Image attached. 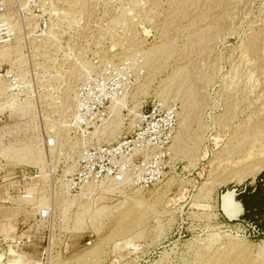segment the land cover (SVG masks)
Instances as JSON below:
<instances>
[{
  "label": "rangeland",
  "instance_id": "1",
  "mask_svg": "<svg viewBox=\"0 0 264 264\" xmlns=\"http://www.w3.org/2000/svg\"><path fill=\"white\" fill-rule=\"evenodd\" d=\"M100 82L122 94L82 141ZM153 109L161 154L81 187L84 151ZM263 161L264 0H0V264H264Z\"/></svg>",
  "mask_w": 264,
  "mask_h": 264
},
{
  "label": "built area",
  "instance_id": "2",
  "mask_svg": "<svg viewBox=\"0 0 264 264\" xmlns=\"http://www.w3.org/2000/svg\"><path fill=\"white\" fill-rule=\"evenodd\" d=\"M122 91L119 87H109L100 82L95 90H81L74 95V117L72 129L79 140L91 135L97 125L103 126L111 116ZM134 129V138L124 137L114 144H99L83 153L84 164L78 174L81 187L95 185L107 186L110 183L122 184L132 168V159H139L149 154H161L164 149L166 125L155 119L156 110L140 113ZM106 125V124H105ZM145 161L141 163L143 166ZM140 166V165H139Z\"/></svg>",
  "mask_w": 264,
  "mask_h": 264
},
{
  "label": "bare ground",
  "instance_id": "3",
  "mask_svg": "<svg viewBox=\"0 0 264 264\" xmlns=\"http://www.w3.org/2000/svg\"><path fill=\"white\" fill-rule=\"evenodd\" d=\"M234 192H235L234 190H230L224 193L221 197V202H220L222 211L224 212L226 217L232 221L238 220L244 214L240 201H238L235 198V194L237 192L236 193Z\"/></svg>",
  "mask_w": 264,
  "mask_h": 264
},
{
  "label": "trees",
  "instance_id": "4",
  "mask_svg": "<svg viewBox=\"0 0 264 264\" xmlns=\"http://www.w3.org/2000/svg\"><path fill=\"white\" fill-rule=\"evenodd\" d=\"M261 185H262V178L259 177L255 189H253V187L249 185H246V188L242 190L238 195L237 200H239L244 207V211H245L243 215L244 217H248L249 214H251L254 207L253 198L259 195ZM251 195L253 196V198H251Z\"/></svg>",
  "mask_w": 264,
  "mask_h": 264
},
{
  "label": "water",
  "instance_id": "5",
  "mask_svg": "<svg viewBox=\"0 0 264 264\" xmlns=\"http://www.w3.org/2000/svg\"><path fill=\"white\" fill-rule=\"evenodd\" d=\"M236 191H237V190H235L234 193H236ZM236 196H237V193L235 194V198H236ZM240 203H241V202H240ZM241 205H242V203H241ZM221 209H222V208H221ZM242 209H243V212H245V211H244V207H243V205H242ZM229 221H232V220L229 219ZM235 221H236V220H235Z\"/></svg>",
  "mask_w": 264,
  "mask_h": 264
}]
</instances>
